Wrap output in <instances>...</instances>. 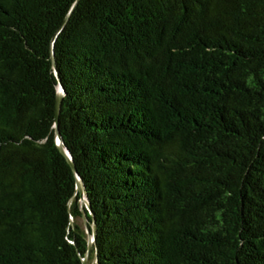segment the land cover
Segmentation results:
<instances>
[{"label":"trees","instance_id":"1","mask_svg":"<svg viewBox=\"0 0 264 264\" xmlns=\"http://www.w3.org/2000/svg\"><path fill=\"white\" fill-rule=\"evenodd\" d=\"M94 223L88 264H264V0H0V264Z\"/></svg>","mask_w":264,"mask_h":264},{"label":"water","instance_id":"2","mask_svg":"<svg viewBox=\"0 0 264 264\" xmlns=\"http://www.w3.org/2000/svg\"><path fill=\"white\" fill-rule=\"evenodd\" d=\"M78 1V0H77ZM68 18H66L64 20L63 25L66 23ZM62 25V26H63ZM51 57H52V62H53V66L54 68H56V60H55V56H54V52L52 50L51 52ZM63 96H64V90L62 85H60L58 87V91H57V98H56V121H55V127H56V141L58 144V147L60 149V151L65 155V157L67 158L69 164L71 165L73 171L76 173L77 176V189L80 190V192L83 194L84 190H83V183H82V179L80 178V176L77 173V169L75 166V163L72 159V156L69 152V150L63 146V140L60 136L59 130H58V122H59V115H60V111H61V106H62V100H63ZM83 201H85V204L87 205V208L90 209V204L89 202L86 200V197L83 196L82 198ZM83 214H84V218L86 220V216H85V209H83ZM88 235H89V242H88V251L85 255V257H83V264H88V256H89V251L92 248V245L95 241L96 235H97V227L96 224H93V232L90 231V229H87Z\"/></svg>","mask_w":264,"mask_h":264},{"label":"rangeland","instance_id":"3","mask_svg":"<svg viewBox=\"0 0 264 264\" xmlns=\"http://www.w3.org/2000/svg\"><path fill=\"white\" fill-rule=\"evenodd\" d=\"M82 203L85 204V201L82 200ZM88 261H90V262L92 261V263H93V262H95V259H94V260H92V259H88Z\"/></svg>","mask_w":264,"mask_h":264}]
</instances>
